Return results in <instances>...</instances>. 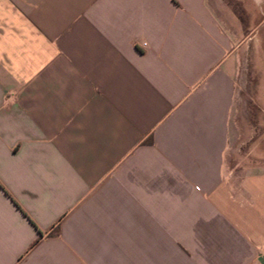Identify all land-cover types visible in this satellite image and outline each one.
Segmentation results:
<instances>
[{
	"label": "crops",
	"instance_id": "1",
	"mask_svg": "<svg viewBox=\"0 0 264 264\" xmlns=\"http://www.w3.org/2000/svg\"><path fill=\"white\" fill-rule=\"evenodd\" d=\"M255 4L0 0V264H264Z\"/></svg>",
	"mask_w": 264,
	"mask_h": 264
},
{
	"label": "rangeland",
	"instance_id": "2",
	"mask_svg": "<svg viewBox=\"0 0 264 264\" xmlns=\"http://www.w3.org/2000/svg\"><path fill=\"white\" fill-rule=\"evenodd\" d=\"M256 6L254 19L257 25L248 34L251 43L241 46L237 53V93L233 117L241 126L236 136L238 143L233 147L237 152H233L236 155L232 159L238 164L251 154L264 156V9ZM250 123L254 124L253 131L246 129V126L251 127Z\"/></svg>",
	"mask_w": 264,
	"mask_h": 264
},
{
	"label": "built area",
	"instance_id": "3",
	"mask_svg": "<svg viewBox=\"0 0 264 264\" xmlns=\"http://www.w3.org/2000/svg\"><path fill=\"white\" fill-rule=\"evenodd\" d=\"M145 42H143L142 44H144Z\"/></svg>",
	"mask_w": 264,
	"mask_h": 264
}]
</instances>
